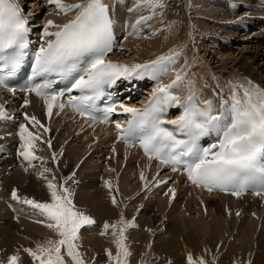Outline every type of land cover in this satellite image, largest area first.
Here are the masks:
<instances>
[{"label":"bare ground","instance_id":"obj_1","mask_svg":"<svg viewBox=\"0 0 264 264\" xmlns=\"http://www.w3.org/2000/svg\"><path fill=\"white\" fill-rule=\"evenodd\" d=\"M19 1L21 3L24 2V0ZM67 1L70 0H65V3H67ZM81 1L82 0H78V3ZM104 1H107L112 5L111 9L114 17H116L117 31L119 33L124 31L125 35L129 37L128 41L132 39L129 44V50H131V53L129 52V54L125 56L126 52L123 53L120 51L119 54L123 53L121 57L127 60L129 65H133L147 63L148 61L156 60L160 56H169L170 54H173V61L167 63V70L158 73V75L160 76L162 74L161 80L171 83L175 80L177 73H179L182 79L178 82L179 89L175 88L177 93L181 92V97H186L192 92H199L204 97L216 102L215 104L220 107L221 101L230 100L232 93L237 90L236 86L243 81L238 78L239 74L242 73L244 76L254 77L260 81V83L264 84V74L261 77L256 74L257 69L261 72V70H263L261 67H264L263 29L259 30L258 28H255L251 32L248 31V28L252 24L259 21L260 15L264 14V0H237L238 2H236V6L232 5V0H217L208 7L202 6L197 0H185L186 11H184L183 8V0H161L164 6L156 7L155 9L148 4L141 3L140 0H117L116 4L114 0ZM84 2H86V0H84ZM245 3L248 4L246 12H243L244 14L242 16L234 15V17L231 18L233 16L232 12H236L235 8H239L238 5L242 7ZM37 4V2L32 3V5ZM207 10L213 12L211 13L210 11L211 15H221L222 20L220 21H224L225 24H219L217 29H220L223 34L229 33V35L223 36V38L240 36L239 40H242L243 38L247 42L243 49L247 54L243 55L244 58L234 60L233 64H239L234 66L231 70V65L226 62H220L219 65L212 67L208 62L207 64L203 62V58L205 57H203L202 60H198L197 58L195 60H190L193 55L191 51L192 41L200 42L202 40L201 35H207L209 37L210 35H214V30H217L214 29L211 34H207L203 31L204 25L197 21L199 19H209L206 17L209 15V13H206ZM77 11L78 10H73L66 14L61 12L59 15L51 13L49 17H46V20L54 21L57 25H63L75 17ZM147 11L149 13L145 16ZM228 11L231 14L228 13ZM199 12L207 15L200 14ZM247 13L250 14L248 15ZM30 14V18L33 19L35 17L33 11H30ZM149 16H151V19L142 21L140 25L137 26L136 30H133V25L137 20L141 17ZM227 17L229 19H227ZM231 19L233 21L228 23ZM125 22L127 25H125ZM203 22L206 23L205 21ZM189 24H191V28L188 26ZM34 25H36L35 21L32 22V26ZM261 25H264V23ZM44 26L42 27L44 28ZM211 26L214 28V25ZM221 26H224L225 29H221ZM40 28V25H37V29L43 32V28ZM49 31H51V27L49 28ZM238 31L239 35H236L238 34ZM219 33L221 32L219 31ZM232 35H234V37H232ZM251 38L253 40H251ZM217 40L218 37L214 38L212 36L207 41L218 46L219 43ZM128 41L126 42V45L128 44ZM124 43L125 41H123L122 47L124 46ZM202 44L203 43H201V49L203 46ZM199 47L197 46V53ZM259 60H261V62ZM189 62L192 63V65L196 64L194 70L201 68L203 71H208L209 75H207V78L211 77L212 79L209 78L207 83L201 79V77H197L193 83H190L188 80L189 78L186 80V76L183 75ZM196 76L198 75L196 74ZM203 82L207 83L206 86H204ZM30 100L31 103L27 106L26 110L28 112L31 111V113L33 111H40V101L34 98H30ZM61 125H65V128L62 132H58L56 140H50L51 147L48 146L47 142L41 140L36 142V148L41 149L42 147L46 151V154L44 153V156H41V154H43V149H41V153L37 152L39 149L36 150L35 153L40 154L38 157H42L43 160L32 161V166H29V163L19 155V152H17L20 145L15 147L8 145L6 148L3 146L5 142H11L13 136L4 138L3 133L0 131V174L5 173L12 165V167L17 166L15 164L17 162L21 163L20 166L24 165V168L25 166L27 168L25 172L26 176L22 178L23 180H20V177L24 172V169L22 168L17 169L15 173L18 182L10 177L7 180V186L0 184V198H3V200H0V209L8 210L13 214L21 212L22 215L16 217V220L12 217H8V219H0V264H7V261L12 255L19 256V264H37L26 249H35L38 244H43L49 239H59L58 234L53 229L46 226L47 222L45 217L42 216L37 209L22 202L24 198L30 199L28 196L37 199V201H50V192L47 189V183L45 179L39 175L41 172H44V169L51 170L44 172V176H47L49 179H52L54 176L55 182L58 186L62 185L66 188H68L69 185L71 186V184H74L75 179L79 180L80 177L84 175L83 177L89 178V186L93 193L103 194L106 192L110 198L115 196L117 203L120 204L119 208H121V210L122 205L124 204L127 207L136 203L134 207L126 211V214L123 217L126 220L130 215L137 212V219L134 223H139V225H141L140 229H136L137 231H131L134 232L131 235H126L125 243L126 241H132L136 245V248L139 247L143 250V260L140 264L163 263L167 261L164 259L165 257L173 254L178 256L181 254L179 252H188V255L191 254L194 259L203 257L205 261L206 255L208 261H210L212 258H215L216 254L221 250H226V254H223L227 257H224L226 264L228 261L231 262V264H245L248 259L250 260V264H263L264 242L257 243V250H249L247 244L256 236H264V233H262V231H264V196L248 194L247 196L235 198L217 192V194L208 193L201 188H187L183 182L179 181L176 183L173 179L168 180L170 173L156 174L159 169L162 168V165L153 160L147 159L139 149L131 151L121 143L115 145L105 139L100 140L101 134L98 133V131H95V129L86 130L81 134L80 128H78L76 123L72 122L70 118L68 121L65 117L53 119L52 126L54 127V131H57L58 127ZM96 130L105 131L106 129L96 128ZM95 136H97L98 140L94 143L93 139ZM58 138L59 140L62 139L60 144H58ZM65 142H67L65 145L66 149L63 146ZM74 143L81 144H75V146ZM10 145H12V142ZM44 145L46 148H52L57 152L55 159L46 158L49 153L43 147ZM61 154L67 161L65 165L60 163L61 159L59 157ZM108 154H111V157L113 158L112 161L107 160ZM49 157L51 158V156ZM95 157H98L100 162H105L106 166L103 168L100 167L101 165L97 162ZM151 161L159 166H156ZM38 162L41 164L44 163V165L37 169H33L36 168L35 166L39 165ZM136 162L138 163L137 165ZM77 169L80 173H78ZM97 169H103L105 171L103 174L105 179L111 178L114 182H117V194L114 192L113 188L110 192L105 191V183H101V178L94 175V171ZM136 169L138 171L137 176H133L132 173L135 172ZM72 171V176L75 175V179H68L69 173ZM76 171L77 174H74ZM141 173L144 174V179L141 178ZM134 174L136 175V173ZM155 175L160 176V178H155ZM130 176H133L134 179H131ZM161 180H164L167 183L160 185L159 183ZM151 181H154L156 185H160L163 190L167 189L168 185H171V190H174L175 192L174 196L172 191L168 194L165 193V196H160V202H157V209L154 208L156 200L153 196H151L152 198L148 197V202L143 204V202L147 200L144 199L145 197L141 192V189ZM129 183L130 185H128ZM156 189L163 193V190L160 191L159 188ZM13 191H16L21 197L20 200H17L12 196ZM153 191L154 190H152V192ZM94 199L95 196L90 195L85 201L84 209H86L91 202H94V207L96 209H88V213L85 214L91 216L93 219H102L104 216H107L104 217L103 221L97 222L98 226L105 222L112 223L120 219V217L116 216L120 212L118 207H111L105 200L103 201L102 198H98L97 201ZM104 202L106 205L102 206ZM6 203L9 204L5 205ZM141 205L142 207L140 208V211H138L136 208ZM5 206H7V208ZM99 206L102 207L100 210H98ZM159 210L162 211V215L159 214ZM181 210L182 212H180ZM195 211H197L198 216L194 215ZM127 212L129 215H127ZM165 213L167 214L168 226L163 232L161 231L162 233L157 231L158 234H161V237L156 240L154 239L155 241L153 240V243L150 241V232H145V230L147 231L145 226L147 225L148 228H152L157 222V216L160 215L161 219H164L163 217L165 216ZM185 213L192 216L194 215V217L188 218V215L186 214V216ZM237 213H239V215H237ZM175 215H179V217L169 221V218L175 217ZM28 216H34L36 219L43 222H37L36 219V221L33 219L35 221L33 222ZM205 217H208L210 220H205ZM177 221H179V223ZM259 227H261L262 231H259ZM97 229L99 230L97 231L99 233L88 232L87 235H84L85 239H82L83 237L81 236L82 238L80 237L77 241L79 251L82 254L85 264H106L105 257L108 256V247H116L115 237L112 235L111 229H109L110 231L107 235H100V231L102 230L99 227H97ZM83 231L84 229L81 228L80 234ZM234 234L239 236L232 238L231 236ZM144 240L148 241L150 244H146ZM142 242L143 244H141ZM151 243H153V245H151ZM201 244L203 247L198 249V251L203 252L205 255L202 254V256H197L194 254V247ZM105 248L106 254L104 257L100 252H104L103 250H105ZM157 252L161 253L158 254ZM64 255L68 260V263L74 264L71 258L66 255V252ZM127 262L129 264H138V257L132 250L131 255L127 257ZM207 263L208 262L206 261V264ZM186 264H188V262H186Z\"/></svg>","mask_w":264,"mask_h":264},{"label":"snow or ice","instance_id":"obj_2","mask_svg":"<svg viewBox=\"0 0 264 264\" xmlns=\"http://www.w3.org/2000/svg\"><path fill=\"white\" fill-rule=\"evenodd\" d=\"M140 2L153 9L164 6L161 0ZM48 3L54 4L65 14L73 10L78 11L72 20L63 25L47 21L43 36L52 38L46 39L45 45L40 46L35 53L31 79L35 81L37 77L46 78L53 73L73 77L71 87L67 91L79 90L82 93L79 97L69 96L67 101H64L62 97L65 93L53 90L47 80L32 83L22 89L35 93L45 101L49 117L54 106L61 111L67 106L81 116L91 119L93 123L107 124L110 122V116L119 107L132 117L127 127L116 122L119 138L130 145L134 140H138L149 159H158L161 164L171 165L173 171L183 167L192 184L207 188L210 192L220 189L240 196L254 188L256 195L264 194V89L251 82L238 84L230 100H222V110L214 114L211 100L201 102L193 93L182 104L179 97L171 93L170 89L182 79L177 73L175 80L170 84L157 87L152 100L142 110L124 104H113L103 109L102 117H98L93 114L97 111L95 101L102 94L105 85L111 87L119 80L131 81L145 76L158 80V73L167 70V63H171L173 57L160 56L156 60L131 66L107 60V55L113 50V20L103 0H82L75 4L65 3V0H48ZM148 19H151V16L141 17L133 25V30ZM28 24V19L22 15L13 0H0V87L11 92L16 89L9 86V79L21 69L27 55L25 50L28 48L27 37L30 32ZM50 27L58 30L49 31ZM24 103L28 104L29 101L25 100ZM166 106L183 107V113L167 123L175 125L177 132L186 135V140L177 139L173 131L163 127L165 121L161 119V114L166 111ZM0 118H7L3 105H0ZM26 119L38 127H43L35 116H26ZM44 131L48 129L45 128ZM210 133L216 134L217 142L210 147H200V138ZM19 137V155L29 166H32L34 160H43L35 154L36 142L40 140L38 135L22 124ZM47 144L51 147L50 140ZM48 171L51 170L44 169V172ZM44 172L39 175L47 183L50 201L37 202L24 198L22 202L37 209L45 217L46 226L53 229L59 239H49L43 244H38L35 249L29 248L26 251L37 264H67L62 249L74 264H85L77 241L81 228L96 222L76 208L66 187L58 186L55 177L49 179L44 176ZM141 178H145L143 173ZM106 186L112 189L110 182H106ZM170 191L174 196V190ZM12 196L17 200L21 199L16 191H13ZM111 201L114 205L117 204L115 196L111 197ZM134 226V222L126 221L123 215L115 222L104 223L101 234L105 235L112 229V235L115 237V255L111 250L108 251V256L115 264H128L127 257L131 253L125 243V231ZM187 260L188 264H206L203 257L194 259L191 254ZM19 261L18 255H12L7 264H19Z\"/></svg>","mask_w":264,"mask_h":264},{"label":"rangeland","instance_id":"obj_3","mask_svg":"<svg viewBox=\"0 0 264 264\" xmlns=\"http://www.w3.org/2000/svg\"><path fill=\"white\" fill-rule=\"evenodd\" d=\"M121 1V0H120ZM198 2H199V4H201L202 6H204V7H208L209 5H211L212 3H215L217 0H197ZM35 2H37L38 4L37 5H32V3H35ZM82 2V1H81ZM201 2V3H200ZM236 2H238L237 0H232V5H234V6H236ZM27 3V6H28V10L29 9H31L30 11H33V13H34V15H35V17L39 20V24H41L42 23V26H44L45 25V23L47 22V20H46V17H49L50 16V14L51 13H53L54 15L56 14V15H59L61 12L56 8V6L54 5V4H49L48 3V0H24V2H23V5L24 4H26ZM67 3H69V4H75V3H78V0H70V1H67ZM241 3V2H240ZM183 8H184V11H186V1L185 0H183ZM35 8H34V7ZM38 6V7H37ZM238 7L239 8H235L236 9V12L234 11V12H232V14H233V16L231 17V18H233L234 17V15L236 16V15H240V16H242L245 12H246V10L248 9V4H246L245 3V5H243L242 7H240V5H238ZM25 9H26V6H25ZM210 11L211 10H207L206 11V13H209V15H207V14H205V13H201V12H199L200 14H204V15H207L206 17H208L209 19H199V20H197V21H199L201 24H203L204 25V28H203V31L205 32V33H207V34H211L212 33V31L214 30V29H217L218 28V26H219V24H225V22L224 21H220V20H222V18H221V15H219V16H215L214 14H210ZM222 12V11H221ZM244 12V13H243ZM30 13V12H29ZM147 13H149L148 11L145 13V16H147ZM211 13H213L212 11H211ZM228 13H230L229 11H228ZM219 14H222V13H219ZM231 14V13H230ZM248 15L250 14V13H247ZM119 16H120V14H119ZM212 17V18H211ZM216 17H219V18H216ZM216 18V19H215ZM219 19V20H218ZM227 19H229L228 17H227ZM226 19V20H227ZM203 21H205L206 23H204ZM233 20L231 19L228 23H230V22H232ZM127 22V21H126ZM125 22V23H126ZM198 22V23H199ZM209 24V25H208ZM125 25H127V23L125 24ZM211 25H214V28L211 26ZM228 25V24H227ZM41 25H40V29H42L43 27H42ZM190 28H191V24H189L188 25ZM208 26V27H207ZM210 26V27H209ZM216 26V27H215ZM188 27V28H189ZM190 28H189V30H190ZM212 30H211V29ZM221 29H225V27L224 26H221L220 27ZM257 28V27H256ZM52 29H54L53 27H51V30ZM239 29V28H238ZM255 29V27H252V25L248 28V31L249 32H251V31H253ZM126 30V29H125ZM240 30V29H239ZM215 32L213 33L214 35H210L209 37L207 36V35H201L202 36V42L201 43H203L202 45L204 46H202V49H201V43L200 42H197V41H192V49H191V51H192V53H193V55H192V57L190 58V60H195L196 58L198 59V60H202V58L203 57H205V58H203L204 60H203V62H205V64H207V62H208V64L210 65V66H217V65H219V63L220 62H226V63H228L229 65H231V67H230V70L231 69H233L234 68V66H236V65H238L239 63H235V64H233L234 63V60H238V59H240V58H244L243 57V55H246L247 53H246V51L245 50H243L244 49V45L245 44H247V42L242 38V40H239V38H240V36H238V37H234V35H232V37H234V38H229V37H226V38H223V36H227V35H229V33L228 34H226V33H222V31L220 30V29H217V30H214ZM219 31L221 32V33H219ZM126 32V31H125ZM210 32V33H209ZM149 33V32H148ZM147 33V34H148ZM217 33V34H216ZM133 35V34H132ZM236 35H239V31H238V34H236ZM214 37V38H217L218 37V40H217V42L220 44H218V46H216L215 44H213V43H211V42H209V41H207L209 38H211V37ZM208 37V38H207ZM220 37V38H219ZM204 38H206V39H204ZM128 39H129V37H125V39H124V41H125V43H124V51H123V53H125V56L126 55H128L129 54V52L131 53V50H129L130 49V43H131V40L132 39H130L129 41H128ZM230 39H232V40H230ZM251 40H253L252 38H251ZM128 41V44L126 45V42ZM198 44H197V43ZM254 42V41H253ZM194 43V44H193ZM209 43V44H208ZM199 47V45H200V47H199V51H198V53L196 52L197 50V46ZM210 45V46H209ZM128 46V47H127ZM194 47H195V49H194ZM204 48V49H203ZM241 49V50H240ZM239 51V52H238ZM242 51V52H241ZM123 53H121V55H123ZM222 53V54H221ZM225 53H226V55H228V56H226L225 55ZM233 53V54H232ZM237 53V54H236ZM196 54V55H195ZM230 54V55H229ZM235 54V55H234ZM239 54V55H238ZM249 54H250V52H249ZM171 55V54H170ZM235 57H234V56ZM238 55V56H237ZM172 57H173V54L171 55ZM207 56V57H206ZM233 56V57H232ZM231 57H232V59H231ZM224 58V59H223ZM234 58V59H233ZM236 58V59H235ZM197 60V61H198ZM233 61V62H232ZM260 62H261V60H259ZM142 64H144V63H142ZM195 65L196 64H194V65H192V63H190L189 62V64H188V66H187V68H186V71H184L185 72V74H184V72H183V75L184 76H186L185 77V79L187 80V78H189L188 80L190 81V83H193L194 81H195V78H197V77H201V79H203L204 81H206L207 83H208V81H209V78L210 79H212L211 77H209V78H207V75H209L208 74V71H203L201 68H197V70H194V67H195ZM263 70H261V72L260 71H258V69H257V71H256V74L259 76V77H261L263 74H264V67L262 66L261 67ZM260 72V73H259ZM196 74L198 75V76H196ZM205 75V76H204ZM203 77V78H202ZM202 80V81H203ZM206 82H203L204 83V86H206ZM210 83V82H209ZM200 84V83H199ZM198 84V85H199ZM86 138V137H85ZM11 143V142H10ZM80 145L81 143H74V145ZM75 145V146H76ZM5 148H6V146H4ZM46 150H47V152L49 153V155H48V153H47V155H48V157H46V158H48V159H52L53 158V154H55V156H56V154H57V152H55L52 148H46L45 147V145L43 146ZM39 149V150H38ZM36 148L35 149V152H36V150H38L37 152L38 153H41V149H43L42 147H41V149L40 148ZM52 149V150H51ZM11 150V149H10ZM111 150V149H110ZM20 151V147H18V150H17V152H19ZM54 152V153H53ZM38 153H35L37 156H40V154H38ZM42 153L43 154H41V156H44V153L46 154V151L43 149L42 150ZM13 156V155H12ZM49 156H51V158L49 157ZM61 160H60V163L61 164H66L67 163V161L62 157V156H60L59 157ZM95 159L97 160V162H99L100 163V167H105L106 166V163L105 162H100V160H98V157L96 158L95 157ZM107 160H109V161H112L113 160V158L111 157V154H108L107 155ZM17 166H14V167H10V169H8L9 170V172H8V170L5 172V173H2V174H0V184L1 185H3V186H7L6 184H7V180L11 177L12 179H15L16 180V176H15V173H16V171H17V169H24L23 171V174H22V176L20 177V180H23L22 178L23 177H25L26 176V170H27V168H26V166H25V168H24V165L23 166H20L21 165V163L20 162H17V163H15ZM38 164L39 165H37V166H35L36 168H33V169H37L38 167H41L42 165H44V163H39L38 162ZM45 164H46V162H45ZM103 164V165H102ZM138 163L136 162V165H137ZM9 168V167H8ZM7 169V168H6ZM32 169V170H33ZM77 171H78V169H77ZM77 171L74 173V174H77ZM9 173V174H8ZM11 173V174H10ZM78 173H80L79 171H78ZM105 173V171L102 169V170H99V169H97V170H95L94 171V175H96V176H98L99 178H101V183H105V191H109L110 192V189L106 186V182H110L111 183V185H112V188H113V190H114V192L117 194L118 193V191H117V182H114L111 178H104L103 177V174ZM134 173H136V175L134 174ZM133 174V176H137V171H135V172H133L132 173ZM70 175H71V177H70ZM73 175V171L71 172V173H69V178L68 179H73L74 178V176H72ZM108 175V174H107ZM13 176H14V178H13ZM84 176V175H83ZM80 177V179L79 180H77V179H75L74 180V184H71V186L69 185V187L67 188L68 190H69V192L71 193V198H72V200H73V203L75 204V206H76V208L78 209V210H80V211H83L84 213H88V209H91V210H95L96 208L94 207V202H91L89 205H88V207L86 208V209H84V207H85V201L89 198V196L90 195H94L95 196V201H97L98 200V198H102V200L104 201H106V203L107 204H109L111 207H118L119 208V203H117V205L115 204H113L112 203V201H111V198L108 196V194H106V192H104L103 194H101V193H99V194H97V193H93L92 192V190L90 189V181H89V178H85V177ZM133 176H130V178L131 179H134V177ZM110 177V176H109ZM138 178V177H137ZM136 180H138V179H136ZM16 182H18L17 180H16ZM137 184V183H136ZM76 185V186H75ZM128 185H130V183L128 184ZM148 185V184H147ZM75 187V188H74ZM81 190H80V189ZM159 189H160V191L161 190H163V188L162 187H159ZM152 190H154L153 192H152ZM170 190H171V185H168V188L167 189H165V190H163V193H161V192H159V190L157 191V189H155V187H152V188H149V187H143L142 189H141V192L143 193V195H144V199L145 200H147V199H149V198H152L151 196H153V198H155V200H156V205L154 206V208L155 209H157V207H158V204H157V202H160V200H159V198H160V196H165V193L166 194H168L169 192H170ZM117 191V192H116ZM148 192V193H147ZM151 194H150V193ZM140 193V192H139ZM160 193V194H159ZM81 196V197H80ZM30 199H32V200H35V201H37V199H35V198H33V197H30V196H28ZM149 197V198H148ZM139 198V197H138ZM138 198H136V199H138ZM3 200V198H0V200ZM138 201H140V200H138ZM37 202H43V201H37ZM148 202V200L147 201H144L143 202V204L144 203H147ZM1 203V202H0ZM106 203L104 202V204L102 205V206H104V205H106ZM9 203H6L5 205H8ZM14 205V204H13ZM136 205V203H134L132 206H127L126 207V205L124 204V205H122V210H121V208H119V210H120V212L116 215V216H118V217H121V215H125L126 214V211L128 210V209H130V208H132V207H134ZM15 206V205H14ZM6 208H7V206H5ZM142 207V205L140 206V207H137L136 209L138 210V211H140V208ZM18 208V207H17ZM102 207L101 206H99L98 207V210H100ZM19 209V208H18ZM160 211V210H159ZM180 212H182V210L180 211ZM90 213V212H89ZM179 213V212H178ZM159 214H161L162 215V211H160V213ZM180 214V213H179ZM188 216H187V215ZM92 215V214H91ZM127 215H129V213L127 212ZM185 215L188 217V218H193L194 217V215L195 216H198V214H197V211H195L194 212V215L192 216V215H190V214H188V213H185ZM20 216H22L21 215V212H16V214H13V213H10L8 210H2V209H0V219H8V217H12L13 219H15L16 220V217H20ZM26 216V215H25ZM93 216V215H92ZM27 217V216H26ZM94 217V216H93ZM104 217H107V216H104ZM104 217L101 219V218H94V220H95V224L94 225H91V226H85V227H83V229H84V231L83 232H81V234H80V237L82 238V239H85V236L84 235H87V233L88 232H90V233H92V232H97V231H99L98 229H97V227H99L102 231H100L101 233L103 232V225L104 224H100L99 226L97 225V222H99V221H103L104 220ZM146 217V216H145ZM179 217V215H175V217H171V218H169V221L170 220H174L175 218H178ZM28 218L30 219V220H35L36 218L34 217V216H28ZM164 219H161V216L160 215H158L157 216V222L155 223V225H153V227L152 228H148V226L146 225L145 227L147 228V231L145 230V232H150V235H151V238H150V241H152L153 242V240L155 239H158L159 237H161V234H158L157 233V231H159V233L162 231H164V229L168 226L167 225V223H168V220H167V214L165 213V216L163 217ZM136 219H137V212L136 213H134V214H132V215H130V217L129 218H127L126 219V221H129V222H135L136 221ZM209 218L208 217H205V220H208ZM33 220V222H35L36 220H37V222H38V220L39 219H36L35 221ZM161 220V221H160ZM210 220V219H209ZM40 221V220H39ZM178 223H179V221H177ZM38 224V223H37ZM134 225L136 226H134V227H129V229H127L126 231H125V236L127 235L128 236V234H133L134 232H131V231H137V230H139L140 229V226L141 225H139V223H134ZM163 226V227H162ZM247 226V225H246ZM246 226H244V227H246ZM264 226V225H263ZM139 227V228H138ZM137 229V230H136ZM150 229V230H149ZM157 229V230H156ZM112 230V229H111ZM154 230H156V231H154ZM110 230H108V232H109ZM259 231H262V229H261V227H259ZM161 232V233H162ZM97 233H99V232H97ZM136 233V232H135ZM262 233H264V231H262ZM100 235H102V234H100ZM107 235V234H106ZM235 236H239V235H237V234H234L233 236H231L232 238L233 237H235ZM100 237H102V236H100ZM263 237L264 236H261V237H254V239H252V241L250 242V243H248L247 244V247H248V249L249 250H257V243L258 242H264V240H263ZM224 238V237H223ZM81 240V239H80ZM154 240V241H155ZM145 241V240H144ZM140 242V241H139ZM145 243L146 244H150L148 241H145ZM154 243V242H153ZM153 243H151V245H153ZM126 244H127V246H128V249H129V251H130V253H131V250L134 252V254H136V256L138 257V264H140V262L143 260V257H142V251L143 250H141L139 247H137L136 248V245L132 242V241H129V242H127L126 241ZM141 244H143V242L141 243ZM96 245H98V244H96ZM150 245V246H151ZM99 246H100V244H99ZM101 247V246H100ZM203 247V245L201 244V245H198L197 247H194V254L195 255H197V256H202V254H204L203 252H200V251H198V249H201ZM109 250H111L112 251V253H113V255H115V253H116V251H117V248L115 247V248H112V247H108V251ZM104 252H100V253H102V255L105 257V254H106V248H105V250H103ZM149 252V251H148ZM65 252H64V249H62V254H64ZM158 254H160L161 252H157ZM179 253H181L180 255H178V256H175V254H173V255H170V256H168V257H165L164 259H166L167 261L166 262H163V263H157V264H186V262H188V260H187V257H188V252H179ZM223 254H226V250H221V251H219L217 254H216V257L215 258H212L210 261H208V258H207V256L205 255V258H206V261L208 262L207 264H226V262H225V259H224V257H225V255H223ZM98 255H99V252H98ZM97 255V256H98ZM96 256V257H97ZM106 258V264H114L115 263V261H113V260H111V258L109 257V256H107V257H105ZM225 258H227V257H225ZM66 259V258H65ZM66 261H67V264H71V263H68V260L66 259ZM129 264V263H128ZM227 264H231V262H227ZM245 264H250V260L248 259L247 260V262L245 263ZM263 264H264V261H263Z\"/></svg>","mask_w":264,"mask_h":264}]
</instances>
